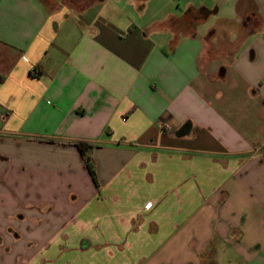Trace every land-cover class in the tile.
<instances>
[{
	"label": "crops",
	"instance_id": "0c3cea01",
	"mask_svg": "<svg viewBox=\"0 0 264 264\" xmlns=\"http://www.w3.org/2000/svg\"><path fill=\"white\" fill-rule=\"evenodd\" d=\"M195 1L0 0V264H264V0Z\"/></svg>",
	"mask_w": 264,
	"mask_h": 264
},
{
	"label": "rangeland",
	"instance_id": "374dc122",
	"mask_svg": "<svg viewBox=\"0 0 264 264\" xmlns=\"http://www.w3.org/2000/svg\"><path fill=\"white\" fill-rule=\"evenodd\" d=\"M169 2L172 6V11L175 13H181L185 6V0H149L146 5V10L141 16L142 19H149L153 14H157V11L163 7V4ZM200 2V0L195 1Z\"/></svg>",
	"mask_w": 264,
	"mask_h": 264
},
{
	"label": "trees",
	"instance_id": "16d2710c",
	"mask_svg": "<svg viewBox=\"0 0 264 264\" xmlns=\"http://www.w3.org/2000/svg\"><path fill=\"white\" fill-rule=\"evenodd\" d=\"M209 14V11H188V16L189 18H192V19H197V18H200L201 16L203 17H206L207 15ZM222 73L224 71H221ZM5 77L0 75V81H4ZM77 146L79 147L80 151L82 152V154L85 156L86 160H87V163H88V166H89V169L92 173L93 176H95V171L93 169V165L91 164L90 162V155H89V150L93 147L92 145L86 143V142H78L77 143Z\"/></svg>",
	"mask_w": 264,
	"mask_h": 264
},
{
	"label": "water",
	"instance_id": "95a60500",
	"mask_svg": "<svg viewBox=\"0 0 264 264\" xmlns=\"http://www.w3.org/2000/svg\"><path fill=\"white\" fill-rule=\"evenodd\" d=\"M181 131H186L185 127L181 128L180 132H181Z\"/></svg>",
	"mask_w": 264,
	"mask_h": 264
}]
</instances>
